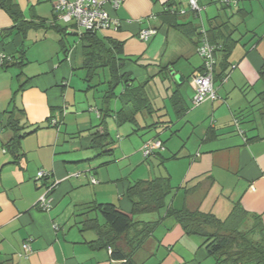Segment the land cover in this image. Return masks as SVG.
I'll return each mask as SVG.
<instances>
[{
	"label": "crops",
	"instance_id": "crops-1",
	"mask_svg": "<svg viewBox=\"0 0 264 264\" xmlns=\"http://www.w3.org/2000/svg\"><path fill=\"white\" fill-rule=\"evenodd\" d=\"M53 1L16 0L26 20L45 24L28 29L25 37L0 6V59L6 55L8 61H18L23 48L25 65L0 64V258L12 257L14 264H121L111 258L110 250H93L87 242L96 238L95 232H81L78 222L96 216L95 212L86 215L87 204L92 202L113 203L132 213L127 191L139 179L170 177L173 190L167 206L181 193L179 187L199 181V189L187 198L191 208L199 206L225 216L239 200L264 224V79L260 74L264 0H240L236 7L226 8L218 0H197L201 7L197 14L189 0L106 4L119 26L101 35L122 44L124 71L134 77V84L149 81L154 106L163 108L160 113L172 121L138 132L132 123L118 124V98L112 101L111 115L101 116L109 72L100 71L91 83L86 80L83 30L74 21L57 19ZM170 3L185 11L177 17L179 23L202 24L207 32L220 26L211 32L221 37L217 41L222 43L230 36L235 42L225 70L222 54L216 56L215 100L192 104V78L202 69L203 59L197 52L196 35L185 34L164 20ZM54 22L69 30L55 32L49 27ZM152 27L158 33L148 41L140 39V32ZM174 92L183 99L181 108L187 109L181 117L172 106ZM15 107L21 110L22 133H29L21 139L17 157L5 147L13 136L5 127L6 113ZM55 117L59 123L52 125ZM138 119L145 124L158 118L142 114ZM102 123L112 141L110 154L92 148L94 133L104 129ZM156 138L165 149L146 158L142 147ZM40 170L47 174L43 184L58 181L49 211L37 205L44 190L36 182ZM166 210L135 216L139 221L160 220L136 253L137 262L216 264L204 239L187 235L175 218L165 217ZM27 242L31 251L25 256Z\"/></svg>",
	"mask_w": 264,
	"mask_h": 264
},
{
	"label": "trees",
	"instance_id": "trees-1",
	"mask_svg": "<svg viewBox=\"0 0 264 264\" xmlns=\"http://www.w3.org/2000/svg\"><path fill=\"white\" fill-rule=\"evenodd\" d=\"M0 6L13 19L15 22L14 28L23 37H25L28 29L45 25L33 20H26L16 0H0ZM224 7L226 8L227 6ZM166 8L163 15L164 20L185 34H195L196 44H198L201 34L199 33V28L202 24L195 26L192 21L179 23L177 17L185 11H182L173 3H170ZM195 13L197 14V12ZM55 16L58 19L57 14ZM171 20L175 21V23L173 24ZM56 22L49 25L55 32L64 34L69 30L67 26ZM216 29H220V26H217ZM216 29H208L207 36L209 41L216 46L215 57L218 53L222 54V66L224 65L225 70L227 68L226 61L235 42L231 40L230 36L222 37L224 38L222 43L217 41L220 36L217 33H214L216 36L212 35ZM82 30L80 37L84 57L83 68L87 71L86 80L91 83L99 75L100 71L106 69L109 72V79L106 81L107 89L103 95V106L99 110L101 116L105 118L111 115L112 101L118 98L121 102V108L115 115L118 124L132 123L137 126L135 131L138 132L142 129H152L162 125L167 126L171 123L172 121L167 118L166 113H160L163 108L154 106L148 90L149 81L134 84V77L124 71L126 58L123 57L122 44L112 39H105L101 32L83 28ZM23 56L24 49L22 48V57H18V61H8V57L2 61L0 59V64L5 67H23L25 66L24 60L21 61ZM260 74L262 79H264V66ZM104 82H101V84ZM98 85H91L90 88H96ZM118 87H123V91L119 93L117 91ZM171 100L173 101L172 106L176 116H183L187 109L181 108L183 103L181 95L178 92H174ZM20 113L21 110L16 107L6 113L5 127L12 131L13 136L5 147L6 151L15 157L18 156L21 139L29 134L28 132L22 133L23 128L20 126L19 119ZM142 114L157 115L158 119L151 123L143 124L138 119V116ZM100 126L104 129L102 132L97 131L94 133L92 148L101 150L100 154H110L113 148L110 147L112 141L109 131L103 123ZM154 140H160L163 144L164 148L157 149L158 151L165 149L161 139L156 138L149 141ZM198 189L199 181L190 186L179 187L177 191L182 190L181 193L174 195V202L172 205L167 206L166 199L173 190L170 177L139 179L127 191V196L133 204L132 213L121 210L113 203L92 202L87 204V209L89 210L86 215L95 212L96 216H86L78 222V226L81 232H95L96 238L87 242L93 250H110L111 258L121 261V264H139L135 259V255L145 246L160 220L153 222L139 221L135 216L159 212L161 209L167 208L165 217L175 218L187 235L203 238V245L208 255L214 258L216 264H264V224L262 218L245 210L239 200L232 204L225 216H219L214 211H205L199 206L191 208L187 204V198ZM0 264H14V261L12 257L0 258Z\"/></svg>",
	"mask_w": 264,
	"mask_h": 264
},
{
	"label": "built area",
	"instance_id": "built-area-1",
	"mask_svg": "<svg viewBox=\"0 0 264 264\" xmlns=\"http://www.w3.org/2000/svg\"><path fill=\"white\" fill-rule=\"evenodd\" d=\"M221 4L227 7H236L238 0H218ZM110 3L113 7H118L120 0H54L53 7L58 19L65 23L74 21L79 27L95 32H102L111 27L118 28L119 21L111 17L106 9V4ZM191 10L200 12L201 7L197 0H189ZM158 33L157 28L143 29L139 37L144 41H148L153 35ZM200 38L197 44V52L203 59L202 69L196 73L193 78L194 95L192 98L193 106L203 104L208 100L218 98L217 90L214 84V69L216 64L215 50L216 46L212 44L207 36V29L204 25L199 28ZM6 55H1V61L6 59ZM58 118L52 119V124L55 125ZM163 144L160 140L145 142L142 147V152L145 157L150 156L155 150L163 149ZM47 174L40 170L36 177L38 184H43ZM94 183L95 179L92 180ZM58 181L51 184H43L44 190L40 195L37 205L40 209L49 211L53 206V191L56 188ZM57 228V225H55ZM25 255L31 251L30 244H24Z\"/></svg>",
	"mask_w": 264,
	"mask_h": 264
},
{
	"label": "rangeland",
	"instance_id": "rangeland-1",
	"mask_svg": "<svg viewBox=\"0 0 264 264\" xmlns=\"http://www.w3.org/2000/svg\"><path fill=\"white\" fill-rule=\"evenodd\" d=\"M219 3V2H218ZM240 3V0H238V4ZM228 9V8H227ZM229 10H231V9H229ZM193 11V10H192ZM196 20H197V18H195ZM192 20L194 21V17L192 18ZM143 153V152H142ZM144 155V154H143ZM216 214H218L219 216H222V212H220V213H216ZM100 217V219H102V217L101 216H99ZM67 227L69 226L70 227V225L68 224V225H66ZM68 227V228H69Z\"/></svg>",
	"mask_w": 264,
	"mask_h": 264
},
{
	"label": "water",
	"instance_id": "water-1",
	"mask_svg": "<svg viewBox=\"0 0 264 264\" xmlns=\"http://www.w3.org/2000/svg\"><path fill=\"white\" fill-rule=\"evenodd\" d=\"M179 77V76H178Z\"/></svg>",
	"mask_w": 264,
	"mask_h": 264
}]
</instances>
